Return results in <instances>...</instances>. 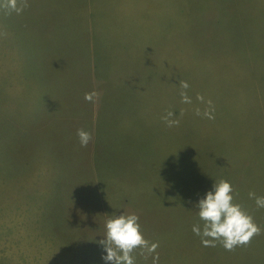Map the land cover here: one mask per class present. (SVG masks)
I'll list each match as a JSON object with an SVG mask.
<instances>
[{
    "label": "rangeland",
    "instance_id": "rangeland-1",
    "mask_svg": "<svg viewBox=\"0 0 264 264\" xmlns=\"http://www.w3.org/2000/svg\"><path fill=\"white\" fill-rule=\"evenodd\" d=\"M28 5L0 8V264H105L123 213L159 264H264V0ZM221 179L262 230L234 251L192 231Z\"/></svg>",
    "mask_w": 264,
    "mask_h": 264
},
{
    "label": "clouds",
    "instance_id": "clouds-1",
    "mask_svg": "<svg viewBox=\"0 0 264 264\" xmlns=\"http://www.w3.org/2000/svg\"><path fill=\"white\" fill-rule=\"evenodd\" d=\"M27 7L28 0H0V8L8 13L21 14ZM180 87L185 90L180 93L182 102L190 104L191 98L186 91L190 87L189 83L182 80ZM96 96L97 93L93 91L85 93L84 99L93 102ZM197 99L203 101L204 97L197 96ZM207 103L210 107L203 112V116L214 119L212 101ZM196 114L201 115L199 109ZM173 115L174 113L169 111L163 117L168 127L179 125L178 119H169ZM77 137L81 147H87L92 140L91 133L82 128L77 130ZM234 192L233 185L221 179L196 203L203 227L193 225L192 231L201 238L203 246L216 247L219 243L226 251H234L237 247L249 245L255 236L261 234L262 230L253 217L240 204L234 202ZM249 197L255 199L258 208H264V196H256L250 192ZM139 221L140 217L135 213L114 215L107 220L104 239L99 241L106 252L102 257L105 264H136L133 253L137 250H140L139 254L145 259L152 256V264H159V253L156 252L159 244L145 238ZM153 253L155 255H152Z\"/></svg>",
    "mask_w": 264,
    "mask_h": 264
}]
</instances>
